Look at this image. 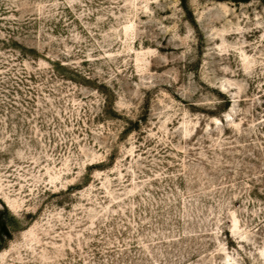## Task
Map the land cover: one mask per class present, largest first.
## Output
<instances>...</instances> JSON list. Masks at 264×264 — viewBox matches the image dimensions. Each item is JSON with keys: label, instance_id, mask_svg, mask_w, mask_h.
I'll return each instance as SVG.
<instances>
[{"label": "rangeland", "instance_id": "rangeland-1", "mask_svg": "<svg viewBox=\"0 0 264 264\" xmlns=\"http://www.w3.org/2000/svg\"><path fill=\"white\" fill-rule=\"evenodd\" d=\"M0 264H264V0H0Z\"/></svg>", "mask_w": 264, "mask_h": 264}, {"label": "water", "instance_id": "water-1", "mask_svg": "<svg viewBox=\"0 0 264 264\" xmlns=\"http://www.w3.org/2000/svg\"><path fill=\"white\" fill-rule=\"evenodd\" d=\"M2 231H3L6 235H8V229H7V227H3V228H2Z\"/></svg>", "mask_w": 264, "mask_h": 264}]
</instances>
